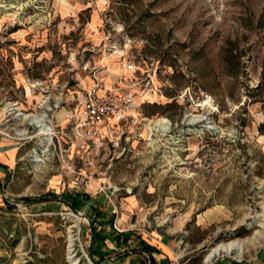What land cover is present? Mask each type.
<instances>
[{
	"label": "rangeland",
	"instance_id": "374dc122",
	"mask_svg": "<svg viewBox=\"0 0 264 264\" xmlns=\"http://www.w3.org/2000/svg\"><path fill=\"white\" fill-rule=\"evenodd\" d=\"M263 77L264 0H0V264H205L249 240L209 264H264ZM96 85L141 125L82 145L69 117ZM43 112L53 138L19 121Z\"/></svg>",
	"mask_w": 264,
	"mask_h": 264
},
{
	"label": "built area",
	"instance_id": "2783aa9c",
	"mask_svg": "<svg viewBox=\"0 0 264 264\" xmlns=\"http://www.w3.org/2000/svg\"><path fill=\"white\" fill-rule=\"evenodd\" d=\"M79 106L71 117V136L82 145L113 140L141 125L135 97L127 92L96 85L86 90ZM57 107L51 106V111ZM50 136H56L53 128Z\"/></svg>",
	"mask_w": 264,
	"mask_h": 264
},
{
	"label": "bare ground",
	"instance_id": "6f19581e",
	"mask_svg": "<svg viewBox=\"0 0 264 264\" xmlns=\"http://www.w3.org/2000/svg\"><path fill=\"white\" fill-rule=\"evenodd\" d=\"M49 110L50 108L47 107L46 111ZM18 116H19V121L22 122L27 121L31 125H36L39 128L41 134H44L46 136H50V134H52V129L49 125L47 112H43L40 116H30L26 114H19ZM168 125H169L168 122H166L165 120H160L154 124V127L156 130H166L168 128ZM254 241L255 240H249L248 242L237 241V242H231L229 244L219 245L210 251L209 255L205 258V264L211 263L215 257L219 255L221 256V254H231L232 252H237L239 257H241V255L245 251L246 244L247 243L253 244ZM73 242L74 239L72 238L70 241V247H72Z\"/></svg>",
	"mask_w": 264,
	"mask_h": 264
},
{
	"label": "crops",
	"instance_id": "0c3cea01",
	"mask_svg": "<svg viewBox=\"0 0 264 264\" xmlns=\"http://www.w3.org/2000/svg\"><path fill=\"white\" fill-rule=\"evenodd\" d=\"M79 107L80 106H76L75 109H73L71 111V115L69 117L70 120H71L72 115L79 109ZM9 108L10 109H8V112L9 111L13 112V110L19 109L20 106L19 107L10 106ZM11 108H14V109H11ZM33 116H36V115H33ZM15 155H16V150H15V148L13 146H11L10 143L0 141V163L2 165L6 166V165L12 164V162H13V160L15 158ZM0 169H4V167H0ZM81 197H83V196L82 195L79 196L78 199H79V202L81 203L82 207L88 206V203H89L90 200L87 199V201H85V200L81 199ZM92 205L91 206L89 205V206L90 207H93V206L95 207V205H93V206ZM96 211L94 212V216H95ZM100 214H101V217L104 216L103 213H100ZM97 245L99 246V242H97ZM166 253L167 252H165V250H161L160 248H159L158 252H154L153 253V256L155 258V263L154 264H163V262L165 261V258H167L166 257ZM143 254L144 253L140 252V250H135V252L131 253L128 256H126V254H124V256L120 260L124 261V259H127V258L131 257L132 258L131 260L133 261L132 264H143V260L145 259Z\"/></svg>",
	"mask_w": 264,
	"mask_h": 264
},
{
	"label": "trees",
	"instance_id": "16d2710c",
	"mask_svg": "<svg viewBox=\"0 0 264 264\" xmlns=\"http://www.w3.org/2000/svg\"><path fill=\"white\" fill-rule=\"evenodd\" d=\"M263 84H264V77H263L262 81L260 82L259 86L262 87ZM1 167H3V166H1ZM78 197H79V196H77V198H78ZM87 197H88V196H87ZM70 203H71L72 206H74V208H76L77 206H78V207H82L81 203L79 202V199H78V200H74V202L70 201ZM76 209H77V208H76ZM91 219H92V218H91ZM102 220H103V218L101 217V214H100L98 211H96L95 216L93 217L92 221L97 222V221H102ZM110 221H112V220H110ZM116 241H119V238H116ZM142 244H143V248H142V249H144L145 251H148V252H151V253H152L153 251L156 250V248H155L154 246H151V245L148 244V243L143 242ZM92 257H93V256H92ZM94 257H95V256H94ZM152 260H154V259H152ZM98 262H99V261H98Z\"/></svg>",
	"mask_w": 264,
	"mask_h": 264
}]
</instances>
